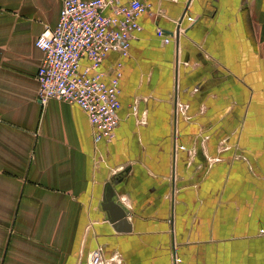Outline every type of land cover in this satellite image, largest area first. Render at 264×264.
<instances>
[{"label":"crops","instance_id":"0c3cea01","mask_svg":"<svg viewBox=\"0 0 264 264\" xmlns=\"http://www.w3.org/2000/svg\"><path fill=\"white\" fill-rule=\"evenodd\" d=\"M62 2L0 0V264H264V0H143L128 56L100 67L122 64L110 143L37 97Z\"/></svg>","mask_w":264,"mask_h":264},{"label":"built area","instance_id":"2783aa9c","mask_svg":"<svg viewBox=\"0 0 264 264\" xmlns=\"http://www.w3.org/2000/svg\"><path fill=\"white\" fill-rule=\"evenodd\" d=\"M146 8L143 0H63L56 27L46 28L35 40L42 53L36 74L40 103L57 100L79 107L93 129L95 143H110L119 124L122 64H116L107 82L101 64L110 53L128 56L133 33L141 30L138 18ZM156 36L163 44L171 39L160 29ZM83 59L88 65L81 68ZM132 111L136 112L135 106ZM183 112L184 107L177 105L176 113ZM87 260L112 264L103 260L100 250L91 252ZM178 262L174 256V264Z\"/></svg>","mask_w":264,"mask_h":264},{"label":"water","instance_id":"95a60500","mask_svg":"<svg viewBox=\"0 0 264 264\" xmlns=\"http://www.w3.org/2000/svg\"><path fill=\"white\" fill-rule=\"evenodd\" d=\"M110 184L111 183H108L105 186V194L102 200L101 207L103 211L110 213V216H108V222H110L114 226L117 223H119L118 225H123L122 223L123 221H125L124 219L126 217V212L120 205L115 202V193Z\"/></svg>","mask_w":264,"mask_h":264},{"label":"rangeland","instance_id":"374dc122","mask_svg":"<svg viewBox=\"0 0 264 264\" xmlns=\"http://www.w3.org/2000/svg\"><path fill=\"white\" fill-rule=\"evenodd\" d=\"M96 250H100L101 253H102V258L104 261H112V264H123V260H122V257L118 254H114V255H111V256H103V252H102V249H96ZM88 259V257H87ZM179 259V258H178ZM174 261V260H173ZM179 262H180V259H179ZM179 262L177 264H179ZM86 264H88V260H86Z\"/></svg>","mask_w":264,"mask_h":264}]
</instances>
